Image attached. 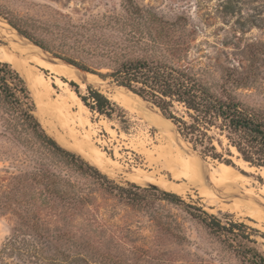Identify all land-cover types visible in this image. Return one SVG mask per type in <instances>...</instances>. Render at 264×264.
Here are the masks:
<instances>
[{"label": "rangeland", "instance_id": "obj_1", "mask_svg": "<svg viewBox=\"0 0 264 264\" xmlns=\"http://www.w3.org/2000/svg\"><path fill=\"white\" fill-rule=\"evenodd\" d=\"M130 3L138 5L141 11L128 15L125 9ZM7 18L41 40L50 57L63 55L98 73L111 71L119 56L110 57L108 53L112 50L120 53L133 37L155 39L156 44L141 46L136 54L164 57L215 87L224 81L226 68L237 70L248 85L237 91L239 97L264 109V0H0V19L9 24ZM1 45L11 50L2 38ZM9 62L26 75V67L21 69L13 59ZM39 69L51 75L48 70ZM78 70L84 82L77 83L81 95L88 96V88L93 86L125 111L109 118L86 106L100 130L94 138V154L121 164L113 165L111 171L100 168L116 183L155 185L140 178L141 172L160 182L162 178L186 182L174 179L167 169L171 144L182 147L206 167L210 163L226 164L202 156L199 151L198 156L204 161L197 157L192 144L152 104L113 84L111 78ZM60 78L79 96L76 87L70 84L72 80ZM54 88L57 92L63 90L57 84ZM37 99L40 105L41 100ZM221 138L224 148L215 141L218 150L224 153V158L231 159L230 166L250 180L247 187L255 189L263 203L239 214L211 204L198 186L177 194L187 203L215 215L223 224L245 223L257 246L264 251V172L257 168L243 169L227 138ZM63 146L87 157L76 139H69ZM227 148L233 156L227 153ZM6 165L9 163L0 161V168ZM208 171L209 188L218 176L209 166ZM3 177L0 174V264H247L224 238L212 233L182 207L165 200L134 207L97 190L86 204L71 206L58 200L47 204L37 186L16 195L5 193ZM170 186L160 188L176 193ZM218 191L225 204L248 198L245 189L242 201L230 199L219 187ZM22 214L30 217L29 222L21 218Z\"/></svg>", "mask_w": 264, "mask_h": 264}, {"label": "trees", "instance_id": "obj_2", "mask_svg": "<svg viewBox=\"0 0 264 264\" xmlns=\"http://www.w3.org/2000/svg\"><path fill=\"white\" fill-rule=\"evenodd\" d=\"M125 10L131 15L141 8L130 3ZM7 20L21 35L49 50L23 25L10 18ZM133 38L120 53L116 50L108 53L110 57L119 58L107 73H98L74 59L57 56L86 72L111 78L113 84L152 104L172 121L180 136L202 156H211L230 165L231 159L224 158V153L215 144L217 141L224 148L221 138L224 136L229 146L237 149L238 158L264 170V109L239 97L237 91L248 86L246 78L237 70L226 68L224 81L215 87L193 71L178 67L164 57L137 55L136 50L141 46L157 41L142 36ZM70 84L79 93L77 83L70 81ZM88 89V96L81 93L79 96L91 111L109 118L125 112L99 89L93 86ZM41 117L32 81L12 63L0 61V127L4 129L0 132V161L9 163L0 168L5 193L16 195L37 186L47 204L58 200L71 206L88 203L90 195L97 190L134 207L165 200L182 207L212 233L224 238L247 264H264V251L257 246L250 227L245 223L231 221L228 225L223 224L215 215L187 203L177 192L155 185L143 187L135 183L127 186L116 183L80 152L63 146L47 131ZM226 151L233 156L229 148ZM21 218L25 222L30 219L25 214Z\"/></svg>", "mask_w": 264, "mask_h": 264}, {"label": "bare ground", "instance_id": "obj_3", "mask_svg": "<svg viewBox=\"0 0 264 264\" xmlns=\"http://www.w3.org/2000/svg\"><path fill=\"white\" fill-rule=\"evenodd\" d=\"M1 38L3 41L9 43V48L11 47V50L8 49L7 46L1 45L0 61L9 62L10 59H13L21 69L26 67L25 73L32 81L35 91L37 92L36 95L41 100L40 111L43 112V114L41 112V121L47 131L58 139L62 145H65V142L69 139L78 140L81 144L82 153L86 154V158L98 168L111 171L113 170V165H121L116 161L104 160L94 154L96 153V149L93 146L94 138L99 134L100 130L91 120L87 107L80 96L70 88L67 82H64L60 78L61 76L66 77L78 84H83L84 82L82 81L80 70L58 59H52L42 49L33 45L23 36L15 32V30L2 19H0V40ZM39 68L48 70L51 75H45L40 72ZM54 84L59 85L63 90L57 92L58 90L54 88ZM138 98L141 99L140 97ZM141 100L144 101L143 99ZM124 103L130 106L126 100H124ZM155 119H157L159 123L161 122L158 117H155ZM159 125L163 126L162 123ZM231 147L238 155L237 149L233 146ZM84 148L87 149V151H85ZM196 156L203 160L200 156ZM167 158V169L172 173L173 178L178 181L186 180V182L178 183L162 178L161 182L163 183L161 184L160 181L154 180L142 172L140 175L142 177L140 178H143L146 182H152L159 187L163 186L166 188V184H171L172 186L170 187H174L176 190L175 192L179 194L187 193L191 187L198 186L211 204H218L222 209L238 212L239 214H244V210L250 212L254 209V206L263 203L261 196L256 193L257 191L255 192V189L251 190L247 187V185L251 184L250 180L229 164L220 163L218 166L212 163L208 164L209 170L211 169L215 173V177L218 176L213 187L208 188L206 182L209 180L208 174L210 175L211 173L208 171V166L206 167L198 158L189 155L186 153V150L177 144H171L169 146ZM238 162L241 167L247 171L256 169V167L250 166L241 158H238ZM218 187L219 190L230 199L242 201L246 197V193H248V198L243 202L225 204L223 202L225 201L224 197L219 194ZM241 189H245L246 193ZM246 201H249V203ZM246 203L250 204V206L248 207ZM260 208L262 207L260 206Z\"/></svg>", "mask_w": 264, "mask_h": 264}, {"label": "water", "instance_id": "obj_4", "mask_svg": "<svg viewBox=\"0 0 264 264\" xmlns=\"http://www.w3.org/2000/svg\"><path fill=\"white\" fill-rule=\"evenodd\" d=\"M13 28V27H12ZM13 29H15V28H13ZM16 30V29H15ZM17 31V30H16ZM18 32V31H17ZM18 34L19 35H21L19 32H18ZM21 36H23V35H21ZM24 38H26L25 36H23ZM26 39H28V38H26ZM29 40V39H28ZM30 41V40H29ZM33 45H35V46H37V47H39L40 49H42L45 53H47L46 52V50L45 49H43L42 47H40L39 45H37V44H35L34 42H32V41H30ZM52 59H58V60H60V61H62V62H64V63H66V64H69V65H72L73 67H75V68H77V69H80V68H78L77 66H75L74 64H72V63H70V62H68V61H66V60H64V59H62V58H59V57H51ZM160 114V113H159ZM195 151V153L198 155L199 153H198V151H196V150H194ZM200 155V154H199Z\"/></svg>", "mask_w": 264, "mask_h": 264}]
</instances>
